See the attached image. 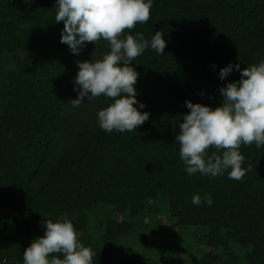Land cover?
Masks as SVG:
<instances>
[{
    "label": "trees",
    "instance_id": "1",
    "mask_svg": "<svg viewBox=\"0 0 264 264\" xmlns=\"http://www.w3.org/2000/svg\"><path fill=\"white\" fill-rule=\"evenodd\" d=\"M57 12V0H0V264H23L47 219H68L79 233L90 213L111 207L129 219L108 218L112 239L159 201L176 226L207 231L197 264H264V146L241 145L250 170L234 180L230 169L189 176L176 140L186 101L216 108L220 89L240 80L235 68L220 79L222 68L264 61V0H153L149 21L126 33L151 41L160 31L166 41L162 55L148 47L131 62L135 106L149 113L131 132L100 128L110 98L72 106L78 61L102 59L110 45L86 42L73 53L61 43ZM5 50L20 55L7 79Z\"/></svg>",
    "mask_w": 264,
    "mask_h": 264
},
{
    "label": "clouds",
    "instance_id": "2",
    "mask_svg": "<svg viewBox=\"0 0 264 264\" xmlns=\"http://www.w3.org/2000/svg\"><path fill=\"white\" fill-rule=\"evenodd\" d=\"M57 3L55 22H64L61 43H66L73 53L78 54L86 42L97 44L104 40L110 45V52L102 59L78 61L75 77L78 97L70 100L72 106L79 107L85 97L88 101L101 96L110 98L113 103L98 111L100 128L108 133L136 130L148 120L149 113L135 106L139 74L131 62L148 47L162 55L166 41L160 31L151 41L143 33H126L149 21L153 0H57ZM233 68L240 71L241 78L220 89L222 105L211 108L186 101L190 112L184 115L176 140L189 176L199 172L216 177L230 169L229 179L242 180L250 167L242 166L245 157L239 151L241 145L264 146V61L243 70L239 64H229L220 70V79L227 77ZM143 107L141 103L140 108ZM212 148L223 150L222 156L216 152L208 155ZM205 201L209 206L213 203L207 195ZM201 202L199 195L193 196L194 205ZM44 227V235L33 239L24 250L23 264H93L96 253L81 243L70 220L47 219Z\"/></svg>",
    "mask_w": 264,
    "mask_h": 264
},
{
    "label": "rangeland",
    "instance_id": "3",
    "mask_svg": "<svg viewBox=\"0 0 264 264\" xmlns=\"http://www.w3.org/2000/svg\"><path fill=\"white\" fill-rule=\"evenodd\" d=\"M19 56L17 52L4 51V79L15 71ZM156 204L140 213L132 229L112 239L106 237L108 218L124 222L128 217L117 216L111 207L90 213L85 230L79 232V239L96 253L93 264H197L207 249V231L176 226L165 203ZM168 228L172 233H167Z\"/></svg>",
    "mask_w": 264,
    "mask_h": 264
}]
</instances>
